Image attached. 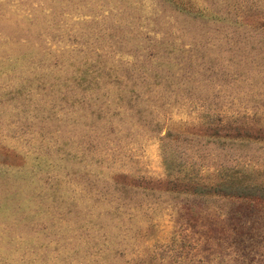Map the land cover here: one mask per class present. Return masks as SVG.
<instances>
[{
  "label": "rangeland",
  "instance_id": "1",
  "mask_svg": "<svg viewBox=\"0 0 264 264\" xmlns=\"http://www.w3.org/2000/svg\"><path fill=\"white\" fill-rule=\"evenodd\" d=\"M0 264H264V0H0Z\"/></svg>",
  "mask_w": 264,
  "mask_h": 264
},
{
  "label": "trees",
  "instance_id": "2",
  "mask_svg": "<svg viewBox=\"0 0 264 264\" xmlns=\"http://www.w3.org/2000/svg\"><path fill=\"white\" fill-rule=\"evenodd\" d=\"M226 179V178H225ZM224 179V180H225ZM235 183V184H234ZM238 183H244V181L243 180H240L239 178L237 179V177H235V176H231V177H229L228 178V181H227V183H225V185L226 186H229V185H231V186H233V184H234V186L235 185H237ZM247 185V184H246ZM192 192H194V193H198V194H201L203 191H201L200 190V192H199V190H192Z\"/></svg>",
  "mask_w": 264,
  "mask_h": 264
}]
</instances>
